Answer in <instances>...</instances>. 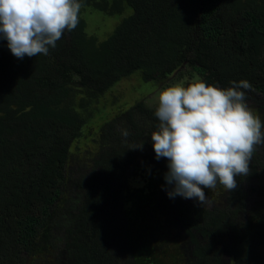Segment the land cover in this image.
Returning a JSON list of instances; mask_svg holds the SVG:
<instances>
[{
    "label": "trees",
    "instance_id": "16d2710c",
    "mask_svg": "<svg viewBox=\"0 0 264 264\" xmlns=\"http://www.w3.org/2000/svg\"><path fill=\"white\" fill-rule=\"evenodd\" d=\"M80 2L77 28L48 55L18 59L0 39V264H28L47 250L53 258L38 264H170L173 238L188 247L174 244L180 264H264V146L235 190L217 184L200 204L167 194L168 161L156 159L151 141L156 107L113 100L97 110L100 121L80 111L85 98L99 101L137 75L151 91L172 76L222 88L246 79L247 103L260 114L264 0ZM90 6L121 17L104 38L88 32ZM85 128L97 134V153L92 171L77 175L72 144ZM152 209L167 230H157Z\"/></svg>",
    "mask_w": 264,
    "mask_h": 264
},
{
    "label": "clouds",
    "instance_id": "9594fccd",
    "mask_svg": "<svg viewBox=\"0 0 264 264\" xmlns=\"http://www.w3.org/2000/svg\"><path fill=\"white\" fill-rule=\"evenodd\" d=\"M80 0H0V39L18 59L48 55L65 31L79 23ZM222 88L193 79L158 93L151 133L156 159L166 158L170 198L207 202L205 189L237 188L236 177L250 173L257 146H264V122L247 103L251 83L242 79ZM127 138V129H121ZM130 149H143V142Z\"/></svg>",
    "mask_w": 264,
    "mask_h": 264
},
{
    "label": "rangeland",
    "instance_id": "374dc122",
    "mask_svg": "<svg viewBox=\"0 0 264 264\" xmlns=\"http://www.w3.org/2000/svg\"><path fill=\"white\" fill-rule=\"evenodd\" d=\"M83 16L87 20L88 23V32L91 35H97L98 37L104 38L108 35L110 31H112L115 27V24L117 21L121 20L120 16H116L118 18H112L105 14H102L98 10L94 9L93 7H87L83 10ZM120 17V18H119ZM185 81H180L176 76H172L170 79L166 81V83H161L157 88L152 89V91L143 86L141 80L139 79V76L134 75L130 78H126L122 80L121 82L117 83L115 87H113L112 91L108 92L103 98H101L99 101L96 99L91 101L89 103V98H85L86 91H83L82 86H79L74 90L75 94V103H76V109L80 110L78 105L80 104V100L82 98H85L86 104L85 106H88V109L80 110L81 116L83 119L88 118L89 120L91 118H94V121H100L99 116H97V110H100V108L105 107L108 105L111 107V103L113 100L116 101L118 104H124L127 105V102H133V100H136L138 98H144L145 103L147 106L154 108L157 107L158 104V93L160 89L163 87L172 84V83H184ZM147 88V89H146ZM264 97L260 96L259 101L263 100ZM264 104V101H262ZM256 101L253 100L251 104H255ZM261 103V102H260ZM111 105V106H110ZM255 114H257L256 110H253ZM260 116L262 122H264V109H262L260 114H257ZM263 116V117H262ZM88 131L86 128L84 129V135L83 137L78 140L74 141L72 144V156L70 158L69 162V169L71 171L75 170L77 175L81 173V171L85 170V167L89 168V171H92V166H94L95 155L97 153L96 147H94V140L97 138V134L94 138H91L92 135L88 134ZM82 169H81V166ZM96 166V164H95ZM143 176V172L141 173ZM143 178V177H141ZM140 178V179H141ZM141 181V180H140ZM141 186H144V183H140ZM69 188V187H68ZM74 187H71L69 189H72ZM216 189V188H215ZM217 190V189H216ZM72 192V190L70 191ZM149 205V204H148ZM156 209H152L154 213V219L158 221V227L157 230H167L168 226L166 221L163 217H157V214L154 212ZM170 228V226H169ZM171 229V228H170ZM162 233V232H161ZM180 242V245H182V242L178 240L177 238H173L171 240L170 246L172 247L169 251V256L167 257V260L170 262V264H180V260L178 256H180L178 253L174 254V251L176 249V245ZM184 247V250H186L188 247H185V245H182ZM261 253L264 257V246L261 248ZM53 253L49 250L43 252L42 254H39L35 257L28 259V264H38L42 260L46 259H52ZM227 262H231L230 258H227Z\"/></svg>",
    "mask_w": 264,
    "mask_h": 264
}]
</instances>
